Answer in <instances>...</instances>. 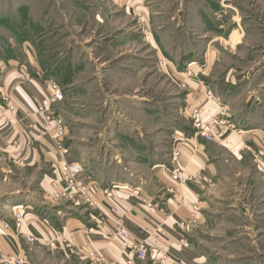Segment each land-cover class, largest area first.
I'll return each instance as SVG.
<instances>
[{
  "label": "rangeland",
  "instance_id": "374dc122",
  "mask_svg": "<svg viewBox=\"0 0 264 264\" xmlns=\"http://www.w3.org/2000/svg\"><path fill=\"white\" fill-rule=\"evenodd\" d=\"M216 2L0 0V113L9 117L15 114L6 123L15 122L16 108L11 105L16 112L6 111L10 104L3 90L13 71L14 82L22 71L31 78L39 77L46 85L56 83L62 100L52 110L67 129L64 144L72 140L75 147L74 159L68 160L80 165L100 163L106 173L111 169L108 174L113 175L116 172L112 157L118 146L116 129L121 128L126 139L154 143L159 151L156 156H161L163 145L167 146L166 139L174 125L185 128L190 137L193 135L192 118L180 112L183 105L178 102L189 87L185 82L178 87L171 81V63L176 61L179 66L174 67L187 82L193 78L209 89L206 79L210 74L215 79L226 77L234 84L239 97L235 95L234 104L221 100L222 105H228L229 110L225 109L231 121L236 119L240 125H246L243 121L250 118L262 124L256 131L231 122L237 135L259 132L263 138L259 150L252 146L251 149L259 152L258 161L264 166V53L259 51L257 42L249 49L235 50L224 41H217L212 47L216 56L206 49L212 37L220 35L226 40L235 27L230 16L215 15ZM256 3L257 0L243 3L254 17L248 16L250 23L255 24ZM220 26L224 28L217 30ZM217 89L219 93L232 94L228 83H218ZM102 144L107 145L104 153H99ZM171 145L172 140L170 149ZM127 158L123 154V162H128ZM243 175L233 177V184L229 181L227 189H264L261 174L254 172L253 165ZM14 184L24 189L35 184V180L18 177ZM3 189L9 188L0 185V191ZM242 199L249 214V229L254 234L244 236L248 237V248L239 256L247 264H264V193H244ZM69 261L43 244L30 253L25 264Z\"/></svg>",
  "mask_w": 264,
  "mask_h": 264
},
{
  "label": "crops",
  "instance_id": "0c3cea01",
  "mask_svg": "<svg viewBox=\"0 0 264 264\" xmlns=\"http://www.w3.org/2000/svg\"><path fill=\"white\" fill-rule=\"evenodd\" d=\"M244 2L217 0L213 5L215 15L230 16L235 27L226 40L220 35L212 37L207 50L212 51L213 45L222 40L235 50L249 49L257 42L259 51L264 53V0H257L256 3L257 24L250 23L248 16L252 15L243 6ZM223 28L220 26L217 30ZM213 56H216L215 53ZM171 64L173 84L179 87V83L185 82L189 87L178 102L183 105L180 112L187 113L191 118L194 109L198 110L202 120L216 114V109L206 97L208 90L227 104L228 101L235 103V95L239 97L238 89L232 87L234 84L226 77L215 79V76L207 75L208 89L209 86L202 87L203 83L197 84L193 78L188 82L182 79L180 75L183 74L174 67L179 64L176 61ZM162 65L166 67L163 62ZM166 73L170 75L168 70ZM13 76L15 71L6 79L3 90L9 104L16 108L17 120L9 125L6 121L14 119L15 114L9 117L7 113H0V156L5 157L0 166V185L9 188L0 191L1 254H20L28 259L36 247L53 243L55 247L52 250L70 260L68 264H103L102 260L106 264H126L131 259L133 264H170L171 260H163V257L183 264H247L244 263L245 258L239 255L248 248L247 238L254 232L249 229V214L242 198L244 193L257 196L258 192L264 193V189H227V186L229 181L232 186L233 177H244L245 169L253 165L254 172L261 174L264 187V166L258 161L260 154L251 149L252 146L257 150L261 144L263 138L256 131L262 128V124L246 118L247 121H243L246 125H240V121L234 119L240 128L244 126L256 131L241 132L240 135L231 131L221 132L214 142L195 140L185 128L180 129L176 124L171 127L172 134L166 139L167 146L161 147V156H156L159 151L154 143L126 139L122 129L118 128L115 132L118 146L115 145L112 157L116 173L109 175L111 169L106 173V168L100 163L82 165L83 177L90 187V197L97 203L96 207L76 205L65 199L54 201L52 194L62 190L60 167L63 163H73L68 158L74 159V142H63L64 152L58 153L50 139L34 134L32 126L37 119L33 113L48 95V87L39 77L31 78L22 71L17 73L15 82ZM218 83H228L232 94L219 93ZM224 105L229 110L228 105ZM229 121L233 122L231 118ZM177 135L188 141L186 145H197L198 149L192 153L189 148L181 146L180 157L173 163L170 150L177 144ZM13 140L20 144L23 167L11 160L10 142ZM106 145L102 144L97 152L104 153ZM123 154H127L128 162H123ZM102 159L103 156L100 161ZM173 165L185 176L196 180L184 184L174 182L171 178ZM18 177L22 180L34 179L35 184L22 189L14 184ZM199 177L207 181L202 182ZM110 191L112 195L108 197L106 192ZM136 193L138 199L134 197ZM143 199L150 206L147 203L144 205ZM14 212L22 214L19 229L15 228ZM4 223L8 224V229L3 228ZM180 224L189 229H180ZM117 225L131 233L132 243L146 247L145 259H139L135 252L130 253V249L123 248L110 237ZM30 236L35 238V242L28 241ZM153 250L156 255L151 253Z\"/></svg>",
  "mask_w": 264,
  "mask_h": 264
},
{
  "label": "built area",
  "instance_id": "2783aa9c",
  "mask_svg": "<svg viewBox=\"0 0 264 264\" xmlns=\"http://www.w3.org/2000/svg\"><path fill=\"white\" fill-rule=\"evenodd\" d=\"M190 75V73H188ZM48 87V95L44 97L41 102L38 104L35 109L33 115L37 119V122L32 126V131L37 136H43L50 139L56 151L58 153L64 152L63 142L67 133V129L59 116H56L52 110V107L62 100V92L60 91L58 85L54 82H49L47 84ZM182 87H185L182 85ZM206 97L209 100V103L216 109V114L207 117L202 120L198 116V110L194 109L192 111V128L194 133L192 138L200 139L206 142H214L216 138H218L221 132L231 131L235 132V128L232 123L229 121V116L227 115L225 107L222 105V102L219 98L214 96L212 92L209 90L206 92ZM7 112H15V109L11 105L6 106ZM241 133V132H238ZM176 139L177 144L171 149V159L173 163L180 157L181 146L187 147L192 153H195L198 149L197 145L188 144V141L181 135ZM20 144L17 140H13L10 142L11 149V160L17 162L18 166L23 167L24 163L21 158V151L19 148ZM5 162V157L0 156V166ZM83 167L77 162L73 163H63L60 167V182L62 183V190L60 192H55L52 194V199L56 200H70L74 202L76 205L86 204L88 206L96 207V201H94L90 195V187L83 177ZM171 178L174 182L178 183H187L191 180H196L193 177H187L182 174L181 170L177 166H172L171 170ZM202 182H206V178L199 177L198 178ZM106 195L111 197L112 192H106ZM135 198L138 199L137 193L134 195ZM142 203L147 206L148 201L143 199ZM13 219L16 223L15 228L19 229V222L22 219L21 213H13ZM180 229L186 231L189 229L188 226L184 224L179 225ZM4 229H8L9 226L7 223L3 224ZM110 237L119 242L123 248L130 249V253H134L139 259H145L147 256V249L143 244H139L137 242H131L132 236L129 231L123 228L121 225H117L113 231L110 233ZM29 242H35V238L30 236L28 238ZM51 248H54L55 245L53 243L50 244ZM151 253L155 254L156 251H151ZM156 255V254H155ZM171 260L170 264H183L178 260L169 259V257H163V260L167 259ZM103 264H106L104 260H102ZM26 258L20 254H12L6 255L0 253V264H25ZM126 264H133L132 259L128 260Z\"/></svg>",
  "mask_w": 264,
  "mask_h": 264
}]
</instances>
